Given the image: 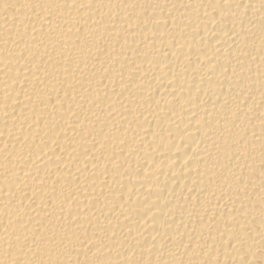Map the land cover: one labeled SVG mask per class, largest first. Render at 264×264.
I'll use <instances>...</instances> for the list:
<instances>
[{
    "label": "bare ground",
    "instance_id": "6f19581e",
    "mask_svg": "<svg viewBox=\"0 0 264 264\" xmlns=\"http://www.w3.org/2000/svg\"><path fill=\"white\" fill-rule=\"evenodd\" d=\"M0 264H264V0H0Z\"/></svg>",
    "mask_w": 264,
    "mask_h": 264
}]
</instances>
